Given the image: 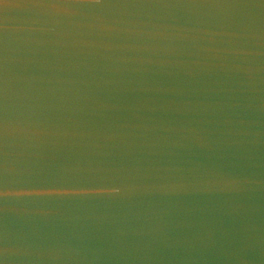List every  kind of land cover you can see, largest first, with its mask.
Returning <instances> with one entry per match:
<instances>
[{
  "label": "water",
  "instance_id": "water-1",
  "mask_svg": "<svg viewBox=\"0 0 264 264\" xmlns=\"http://www.w3.org/2000/svg\"><path fill=\"white\" fill-rule=\"evenodd\" d=\"M0 264H264V0H0Z\"/></svg>",
  "mask_w": 264,
  "mask_h": 264
}]
</instances>
